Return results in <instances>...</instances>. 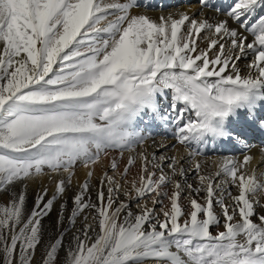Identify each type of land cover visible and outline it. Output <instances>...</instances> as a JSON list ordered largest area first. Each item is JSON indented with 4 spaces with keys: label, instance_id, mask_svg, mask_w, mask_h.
<instances>
[{
    "label": "snow or ice",
    "instance_id": "6c2138e0",
    "mask_svg": "<svg viewBox=\"0 0 264 264\" xmlns=\"http://www.w3.org/2000/svg\"><path fill=\"white\" fill-rule=\"evenodd\" d=\"M197 2L152 17L149 0H0V264L40 247L41 264H264V170L232 127L243 114L264 131V0ZM218 143L243 159L207 156ZM44 177L55 190L29 211ZM68 199L73 239L45 245L42 221L63 226Z\"/></svg>",
    "mask_w": 264,
    "mask_h": 264
},
{
    "label": "bare ground",
    "instance_id": "6f19581e",
    "mask_svg": "<svg viewBox=\"0 0 264 264\" xmlns=\"http://www.w3.org/2000/svg\"><path fill=\"white\" fill-rule=\"evenodd\" d=\"M149 2L153 5V7L151 9H145V11H147V14L152 17H159L161 14H167L169 11L173 9H179L181 11H188L190 15L200 12V7L198 5L197 0H173V1L172 0H149ZM216 2L223 3V0H216ZM160 5H163V12L161 11ZM204 14L206 17L212 20L224 18L221 12H216L215 10H205ZM201 35L203 36L204 34L202 33ZM249 39H251V37H249ZM207 43L208 42L206 39L203 42L198 40L197 41L198 50L206 48ZM250 60H251V57H248L247 59H242L239 62V66L242 70V74H246L248 72V69L245 67V65L248 64ZM232 127L234 131L244 136V138L251 145V150L249 154L252 155L254 158L251 162V167L264 170V156H262L260 152V149L264 147V131H261L259 128L247 122L243 114H241V117L236 122H234ZM159 140L160 139H157L158 143H159ZM173 142H174L173 139L168 140V144L170 148ZM146 147L148 148L149 152H156L157 155H160L165 151L164 149H160L156 145H152L151 142H149V145H146ZM176 149L180 150L181 152L183 151L182 146H177ZM205 151H206V155L209 157L235 156L241 160L243 159V156L239 153V151L227 145L226 143H218L215 147L210 145L209 148L206 149ZM168 154L172 155L173 152H169ZM125 160H126V156H125ZM103 163L105 167H107V165L109 164V161L105 160ZM124 163L125 161H123L121 169L123 168ZM212 164H213V161L209 160L207 166L210 167ZM211 170L214 171L215 169L211 168ZM96 171H97L96 172L97 174H100L101 172L100 170H96ZM132 171H133V174H135L136 169H133ZM191 175L192 174H190V177ZM83 178H85L84 170L79 169L77 171V178H75L74 180L81 181ZM38 184H41L42 186L48 185L47 187L50 186L52 189L55 187V183L50 182V179L48 177H44L41 180H38L35 183H32L33 186L38 185ZM232 190L235 194H237L235 189H232ZM200 195L203 197L204 194L201 193ZM187 204H188V201H187ZM261 214L264 215V210H263V213L261 211Z\"/></svg>",
    "mask_w": 264,
    "mask_h": 264
},
{
    "label": "rangeland",
    "instance_id": "374dc122",
    "mask_svg": "<svg viewBox=\"0 0 264 264\" xmlns=\"http://www.w3.org/2000/svg\"><path fill=\"white\" fill-rule=\"evenodd\" d=\"M172 1H173V0H172ZM157 139H160V137L158 136ZM175 143H176V142H175V140H174V142H173L172 145H174ZM157 144H158V142H157ZM177 146H179V145H177ZM177 146H176V147H177ZM114 155H118V154H114ZM125 156H126V160H127V153L125 154ZM126 160H125V157H124V159L120 162V166H121V167H122V163H123V161L126 162ZM78 170H79V169H78ZM78 170H77V171H78ZM97 170H100V171H101L100 174H102V169H101V168L97 167ZM96 172H97V171H96ZM100 174H97L96 177H94L93 180H92V185H93V187H92V191H91L90 195H91V198H92L93 201L96 200V192H97V188H98V186H99V178L101 177ZM84 179H85V178H83V179L81 180L82 182L78 180L79 183H83ZM50 182L53 183L54 181H53V180H50ZM190 182L193 183V184L196 183L195 179H193V178H191V177H190ZM51 185H52V184H51ZM47 186H48V185H46V186H42L41 184L34 185V186H33L32 184L29 185V187H28V202H27V209H28L29 211H30L31 208L34 206L35 195H36L41 189H43V188H45V187H47ZM47 188H48V190H49V198H50L51 195H52V193H53L54 190H55V187H54L53 189H52L50 186L47 187ZM51 189H52V190H51ZM78 190H79V189H78L77 181L73 180V184H72L71 190H70L69 193H68V196L71 197V196H72L74 193H76ZM18 191H19V189H18ZM232 192H233V190H232ZM233 193H234V192H233ZM234 195H235V193H234ZM200 197H202V196L200 195ZM119 199H120L121 201H125V202H127L126 197H125L124 195H122V194L120 195ZM198 199L200 200L201 203L204 202L203 199H201V198H198ZM8 200H9V197H8L7 195H0V203H7ZM182 202H183V204H184L186 207L188 206V204H187V200H183ZM165 203H167V201H165ZM68 205H69V211L65 213V217H66V219H65V222H64L63 226H61L60 228H57V226L54 224V221H55L56 216H57V212H56V211H54V212L51 214V218H45V219L42 221L43 228H44L43 239H44L45 245L48 244V243H50V242H52V241H54V240L57 238V236H59V235L61 234V232H64V234H65V245H67L68 242L72 241V239H73V233L75 232V229H71V230H69V225H68V222H67V216L70 214V210H71V207H72L71 199H68ZM151 206H152V205H151V202H149V207H151ZM131 207H132V211H133L134 213L139 212V209L136 207V201H135L134 199L131 201ZM57 208H58V205H57ZM157 208H159V206H157ZM217 211L219 212V209H218V208H217ZM261 211H262V213H263V210H261ZM82 222H83V220H82V217H81V219H80V220L78 221V223H77L76 228H80ZM88 222H89V223H94V222L91 220V218L89 219ZM223 230H224V229H223L222 227L219 228V229H217V228L214 227V228L212 229V231H213L214 233H215L216 231H223ZM97 231H98V229H97ZM90 234H91L93 237L95 236V232L90 233ZM45 250H46L45 247H40V248H38L37 253H36L35 257H34V264H41L42 256H43ZM63 258H64V252L61 251V252H60V259L63 260Z\"/></svg>",
    "mask_w": 264,
    "mask_h": 264
}]
</instances>
